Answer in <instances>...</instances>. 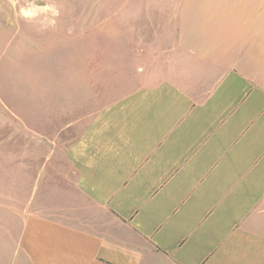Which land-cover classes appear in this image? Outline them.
<instances>
[{
  "label": "crops",
  "instance_id": "1",
  "mask_svg": "<svg viewBox=\"0 0 264 264\" xmlns=\"http://www.w3.org/2000/svg\"><path fill=\"white\" fill-rule=\"evenodd\" d=\"M179 1L138 84L64 126L91 217L24 216L0 264H264V0Z\"/></svg>",
  "mask_w": 264,
  "mask_h": 264
},
{
  "label": "rangeland",
  "instance_id": "2",
  "mask_svg": "<svg viewBox=\"0 0 264 264\" xmlns=\"http://www.w3.org/2000/svg\"><path fill=\"white\" fill-rule=\"evenodd\" d=\"M179 2L0 0V246L26 215L91 217L64 126L138 84L141 25Z\"/></svg>",
  "mask_w": 264,
  "mask_h": 264
}]
</instances>
